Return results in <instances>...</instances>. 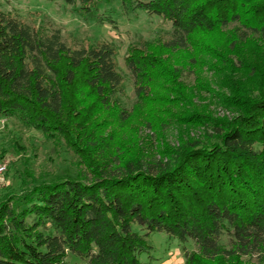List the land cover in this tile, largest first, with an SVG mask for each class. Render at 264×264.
I'll list each match as a JSON object with an SVG mask.
<instances>
[{"label":"trees","instance_id":"16d2710c","mask_svg":"<svg viewBox=\"0 0 264 264\" xmlns=\"http://www.w3.org/2000/svg\"><path fill=\"white\" fill-rule=\"evenodd\" d=\"M60 1L92 12L114 0ZM120 2L126 13L142 10L169 20L172 36L162 44L169 50L187 48L197 31L230 26V48L252 38L264 44V0ZM105 20L114 22L111 12ZM142 52L132 48L125 57L139 102L150 100V83L158 77L152 70L160 65L158 55ZM114 54L108 43L72 47L59 29L42 32L0 11V117L46 135L62 132L70 143L82 139L86 147L76 153L98 154L101 162H84L91 167L87 175L32 186L19 208L9 197L0 200V264H65L68 254L85 264H140L153 231L193 241L185 264L264 260V91L252 95L235 85L241 100L233 101L237 112L227 120L190 114L185 123H203L210 132L165 160L104 157L93 151L99 142L85 139L68 92L81 93L75 84L82 81L100 106L126 120L131 113L115 96L122 79ZM227 65L231 73L233 66L250 67L242 60ZM222 72L229 83L232 77Z\"/></svg>","mask_w":264,"mask_h":264},{"label":"rangeland","instance_id":"374dc122","mask_svg":"<svg viewBox=\"0 0 264 264\" xmlns=\"http://www.w3.org/2000/svg\"><path fill=\"white\" fill-rule=\"evenodd\" d=\"M77 8L78 5L60 0H0V11L42 32L59 29L62 39L72 47L101 43L114 47L115 67L122 79L115 96L131 113L126 120H120L116 110L100 106L82 81L75 84L81 93L68 92L85 139L99 142L93 151H102L104 157L165 160L183 144L202 140L210 132L203 123H185L190 114L197 112L204 119L227 120L237 112L233 101L241 100L233 90L235 85L252 95L258 89L264 91V44L252 38L230 48L231 26L197 31L191 35L187 48L169 50L162 44L172 36L173 27L159 15L142 10L126 13L120 0L101 1L92 12ZM110 12L112 23L105 20ZM132 48L155 53L160 61L159 67L152 70L158 77L150 83L149 101L139 102L135 94L133 75L125 60ZM236 60L250 67L233 66L231 73L227 63ZM220 70L232 77L229 83L223 81L225 75L221 76ZM62 134L46 135L16 118L0 117V166H4L0 174V200L9 197L19 208L24 204L22 196L32 186L84 176L91 171L86 162L91 166L101 163L98 154L76 153L77 147H86L82 139L77 144L70 143ZM146 241L150 248L139 255L140 264H185V251L196 248L192 240L179 241L163 231L150 232ZM65 264L85 263L68 254ZM231 264H264V260L238 257Z\"/></svg>","mask_w":264,"mask_h":264},{"label":"built area","instance_id":"2783aa9c","mask_svg":"<svg viewBox=\"0 0 264 264\" xmlns=\"http://www.w3.org/2000/svg\"><path fill=\"white\" fill-rule=\"evenodd\" d=\"M4 170V166H0V174L1 172ZM0 183H1V180H0Z\"/></svg>","mask_w":264,"mask_h":264}]
</instances>
